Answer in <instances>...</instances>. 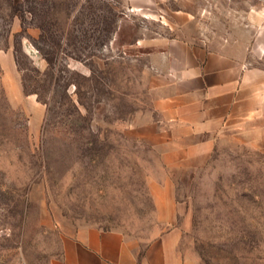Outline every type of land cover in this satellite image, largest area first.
Here are the masks:
<instances>
[{"label": "rangeland", "instance_id": "374dc122", "mask_svg": "<svg viewBox=\"0 0 264 264\" xmlns=\"http://www.w3.org/2000/svg\"><path fill=\"white\" fill-rule=\"evenodd\" d=\"M176 41L264 66V0H0V264H54L84 225L264 264L256 135L177 167L148 138Z\"/></svg>", "mask_w": 264, "mask_h": 264}, {"label": "crops", "instance_id": "0c3cea01", "mask_svg": "<svg viewBox=\"0 0 264 264\" xmlns=\"http://www.w3.org/2000/svg\"><path fill=\"white\" fill-rule=\"evenodd\" d=\"M168 85L156 102L159 117L147 126L170 167L205 160L224 131L255 134L264 153V66L176 41L165 53ZM194 161V162H193ZM54 264H193L180 234L167 231L143 245L119 229L84 225L62 239Z\"/></svg>", "mask_w": 264, "mask_h": 264}]
</instances>
